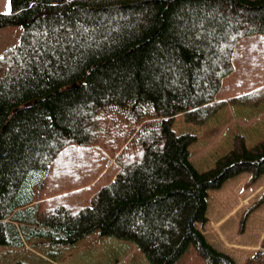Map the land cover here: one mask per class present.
<instances>
[{"label":"trees","instance_id":"trees-1","mask_svg":"<svg viewBox=\"0 0 264 264\" xmlns=\"http://www.w3.org/2000/svg\"><path fill=\"white\" fill-rule=\"evenodd\" d=\"M11 26L23 32L0 55V244L99 230L148 264H176L190 245L202 264H237L198 225L209 191L264 174V139L237 135L199 171L197 136L173 120L264 102V0H11ZM263 205L264 191L241 233ZM245 264H264V240Z\"/></svg>","mask_w":264,"mask_h":264},{"label":"rangeland","instance_id":"rangeland-1","mask_svg":"<svg viewBox=\"0 0 264 264\" xmlns=\"http://www.w3.org/2000/svg\"><path fill=\"white\" fill-rule=\"evenodd\" d=\"M4 30L3 32L7 35L10 34L9 40L8 38L0 39V44L5 42L3 45H7V42L14 41L15 37L16 40L2 48L0 55L7 47L18 43L23 27L11 26ZM13 33L16 36L11 35ZM173 130L177 134L190 133L197 136V140L189 148L192 155L191 161L199 171L209 170L218 158L233 148L237 135L244 137L249 147L264 139V102L254 107L225 104L204 123L187 121L183 114H178L173 120ZM249 177L250 175L247 176L244 173L238 174L227 179L219 189L209 191L207 207L209 222L203 228V232L207 234L210 243L224 251L246 250L248 252L253 248L245 246L256 243L259 239L264 240L262 232L264 230V205L250 215L245 232L239 231L242 213L258 200L264 191V174L255 183L246 185ZM225 215L227 219H225L224 228L230 233L229 240L233 241L230 244L223 240L220 244L214 236H209L213 223ZM198 227L200 228V225ZM261 232L263 236L259 237ZM115 242L122 255L123 249L118 242L133 244V241L127 239L102 236L99 230L74 246L50 245L40 238H27L18 245L0 244V264H13L16 261H24L27 264H96V258L99 259V264H110L111 262L106 260L107 253L111 254L112 249L115 250ZM259 246L257 248L260 249ZM35 255L38 257L35 258ZM119 264H148V260L143 251L137 248L135 252H127ZM176 264H202V258L190 245Z\"/></svg>","mask_w":264,"mask_h":264},{"label":"crops","instance_id":"crops-1","mask_svg":"<svg viewBox=\"0 0 264 264\" xmlns=\"http://www.w3.org/2000/svg\"><path fill=\"white\" fill-rule=\"evenodd\" d=\"M0 13H5V0H0ZM4 29H6V28L0 29V39H4V38L7 39L9 37V35H10V34L7 35L5 32H3V31H5ZM11 35L16 36L15 33H13ZM8 40H9V38H8ZM13 40L14 41H10L11 44L13 42H15L16 37ZM4 43L0 44V50H2V48L6 47V46H8V44H10L9 41L7 42V45H3ZM11 46H13V45H11ZM8 48L9 47H7V49ZM244 175L248 176L250 174L249 173H244ZM209 197H210V195H209ZM225 219H227L226 215L224 217H222L221 219H217V221L213 223V227L211 228V230H210L211 232L209 234V236L210 235L214 236V238L220 244L222 243L221 240H223L225 243H228V244L233 242V241L229 240V238H230L229 231H226L225 228H224V224L226 223ZM208 222H209V220H208ZM208 222L206 224H208ZM206 224L202 225V226L200 225L199 229L202 232L204 231L203 228L206 226ZM262 232L264 233V230ZM262 232H261L259 237L263 236ZM204 235H205V237L207 239V237H208L207 234L204 233ZM84 239L85 238L81 239L77 243H82V241ZM207 241H208V239H207ZM261 242H262V240L259 239L256 243L253 242V244L245 246V247H248V248H251V249L253 248V250H250L248 252H246V250H241L242 252L241 251L240 252L239 251H235V250H225L224 251L223 249H219V248L215 247L212 243H210V242L209 243L213 247H215L217 250L222 251V252L230 255L235 260V262L237 264H245L246 259L251 257L255 250L259 249V248H257L259 245H260L259 247L261 248ZM77 243H75L73 245H69V246H74ZM118 243H119L120 247H122V249H123V255L121 253H119L118 248L116 246V242H115V247H116L115 250L112 249L111 254L107 253V259L106 260H109L111 262L110 264H119L120 261L123 260V257L125 258V255H126L127 252H135L137 250V248H138L137 246H136L137 248L135 247L134 243L133 244L126 243V242H123V243L122 242H118ZM80 245H82V244H80ZM138 249H140V248H138ZM34 257L37 258L38 255L37 256L35 255ZM99 263H100L99 259L96 258V264H99Z\"/></svg>","mask_w":264,"mask_h":264},{"label":"snow or ice","instance_id":"snow-or-ice-1","mask_svg":"<svg viewBox=\"0 0 264 264\" xmlns=\"http://www.w3.org/2000/svg\"><path fill=\"white\" fill-rule=\"evenodd\" d=\"M11 12V0H5V13L4 14H10ZM60 41L57 40V43Z\"/></svg>","mask_w":264,"mask_h":264}]
</instances>
